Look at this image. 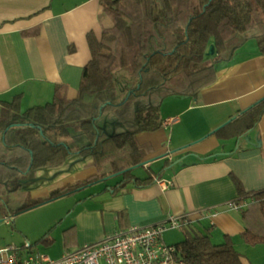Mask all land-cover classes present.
Segmentation results:
<instances>
[{
    "label": "crops",
    "instance_id": "crops-1",
    "mask_svg": "<svg viewBox=\"0 0 264 264\" xmlns=\"http://www.w3.org/2000/svg\"><path fill=\"white\" fill-rule=\"evenodd\" d=\"M102 12L99 0H0V111L5 101L17 95L21 111L45 104L52 100L57 84L67 86L69 98L76 97L83 67L91 58L87 35L101 36ZM245 43L221 59L220 66L211 63L216 72L212 84L194 96L171 95L175 98L170 104L176 109L172 115H162L159 130L137 135L144 168L153 177L151 184L131 182L117 191L113 185L94 189L75 203L64 221L57 217L49 221L44 233L60 232L59 239L52 238L54 242L45 245L59 240L53 259L117 230L149 227L173 216L187 223L170 242L165 237L168 230L163 233L167 244L181 241L190 227L209 230L215 243L223 242L226 235L235 240L236 247L243 242L240 234L255 223L225 204L254 198L240 195L237 180L245 193L264 189V115L254 129L239 137L232 135V129L224 136L216 129L264 98V52L258 45L245 50ZM129 151L108 164L110 171L117 167V157ZM93 160L90 153L72 154L60 167L33 170L23 179L28 184L25 191L33 198L46 199L56 189L95 178L106 167L102 156L100 170ZM165 163L167 168L157 175ZM153 164L162 165L154 169ZM212 212L217 214L211 216ZM241 260L249 264L242 256Z\"/></svg>",
    "mask_w": 264,
    "mask_h": 264
},
{
    "label": "trees",
    "instance_id": "trees-1",
    "mask_svg": "<svg viewBox=\"0 0 264 264\" xmlns=\"http://www.w3.org/2000/svg\"><path fill=\"white\" fill-rule=\"evenodd\" d=\"M99 2L103 8L102 33L100 37L92 32L87 35L91 58L83 67L76 97L69 98L67 86L57 84L52 100L45 104L21 111L19 95L3 104L0 215L13 218L49 198L108 175L101 172L95 178L66 185L46 199L33 198L22 189L23 179L33 170L60 167L72 154H92L93 164L100 170L102 153L128 145L130 151L116 159L117 167L111 173L120 180L111 188L117 191L131 182L137 186L151 184L150 174L138 177L133 173L145 165L137 135L163 126L161 106L165 98L194 96L216 79L212 64L191 71L187 67L216 57L229 58L253 37L264 52V0ZM253 31L256 34L251 35ZM210 45H214V52L209 55ZM263 115L264 98L216 133L224 136L232 129V135L239 137L254 129ZM166 168L165 163L157 175ZM237 186L242 197H254L241 212L255 225L248 224L240 238L249 245L264 244V189L245 193L238 180ZM38 242L52 244L54 240L46 233ZM173 245L176 259L184 264H243L229 235L215 243L209 230L190 227Z\"/></svg>",
    "mask_w": 264,
    "mask_h": 264
},
{
    "label": "built area",
    "instance_id": "built-area-1",
    "mask_svg": "<svg viewBox=\"0 0 264 264\" xmlns=\"http://www.w3.org/2000/svg\"><path fill=\"white\" fill-rule=\"evenodd\" d=\"M253 201L254 198L250 197L234 199L225 206L228 210L241 211ZM216 214L210 213L211 216ZM7 222L10 223V220ZM186 223L182 218L173 216L149 227L130 226L108 234L98 242L66 250L57 259L37 251L2 248L0 264H184L176 259L175 246L167 244L162 235Z\"/></svg>",
    "mask_w": 264,
    "mask_h": 264
},
{
    "label": "rangeland",
    "instance_id": "rangeland-1",
    "mask_svg": "<svg viewBox=\"0 0 264 264\" xmlns=\"http://www.w3.org/2000/svg\"><path fill=\"white\" fill-rule=\"evenodd\" d=\"M250 34H256V31H253ZM245 44V50H252L258 45L257 38H249ZM226 56L224 58H226ZM211 63H219L218 66H220L221 59H219V57H216L215 59H207L201 64L189 65L187 69L188 71L196 70ZM174 98V96H168L167 98H165V101L163 102L162 106L163 117L174 114V109H176V106L170 104L171 102H173ZM25 109L26 108H23V110ZM88 135L90 136V139L93 138V134L91 132H89ZM128 148L129 146L127 145L124 148L115 152L108 151L102 153V160L106 167L105 172L108 173V175L105 177H110L107 180L98 182L93 186H90L83 190H76L75 192H72L70 194L63 195L59 198L54 199L53 201L51 200L42 203V205H38L26 211H22L13 218L6 217L5 215H0V249L12 248L14 250L24 251L38 250V252L42 254H45L51 258H56L53 249L57 245H59V240L58 242L56 241L53 246H45L46 244L38 242V240L45 234L44 229L46 228L47 224L49 225V221L53 217L61 218L62 221H64L65 217H67L69 213L73 211L75 203L92 190L105 188L108 185H114V183L120 179V176H113L115 174L111 173L112 171H110V166H108V164H110L117 155L126 152ZM161 165L162 164H153L151 165V167H153L154 169H159ZM133 171L138 177H143L149 174V172L143 166H139ZM26 185H28L26 181L25 183L23 181V190L27 189ZM8 220H10V223L7 222ZM57 231L59 230L53 229L48 233L51 234V238L59 239L60 232L57 233ZM182 232L183 229L181 228H174L172 230H168L165 233V237L167 238L166 240H169L170 242L171 239H175L176 236L180 235ZM30 243H32L33 246L27 248V245ZM242 244L244 246H240ZM237 249L240 252L241 256L246 259V263L264 264V244L249 245L245 242H239Z\"/></svg>",
    "mask_w": 264,
    "mask_h": 264
},
{
    "label": "water",
    "instance_id": "water-1",
    "mask_svg": "<svg viewBox=\"0 0 264 264\" xmlns=\"http://www.w3.org/2000/svg\"><path fill=\"white\" fill-rule=\"evenodd\" d=\"M214 52V45H210V48H209V51H208V53L207 54H212ZM262 100V99H261ZM261 100H259L258 102H260ZM258 102H256V103H258ZM255 103V104H256ZM255 104H253V105H251L250 107H248V108H246V109H244L243 111H241L239 114H242V113H244V112H246L249 108H251L252 106H254ZM235 117H233V118H231V119H229L226 123H224L223 125H221L219 128H217L216 130H218V129H220V128H222V127H224L226 124H228L229 122H231L233 119H234ZM129 169V168H128ZM128 169H125V170H128ZM108 178H110V177H104V178H102L101 180L102 181H105V180H107ZM85 186H83V187H81V188H84ZM77 190V189H76ZM70 192H67V193H65V194H63V195H66V194H69ZM63 195H61V196H63ZM60 195L59 196H57V197H53V198H51V199H49V200H47V201H45V202H48V201H51V200H54V199H56V198H58V197H61ZM45 202H43V203H45ZM1 221V220H0Z\"/></svg>",
    "mask_w": 264,
    "mask_h": 264
}]
</instances>
